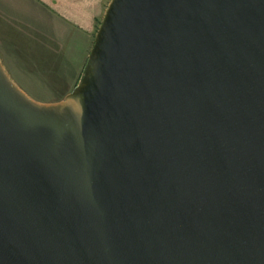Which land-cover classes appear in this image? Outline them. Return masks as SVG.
I'll return each instance as SVG.
<instances>
[{
  "label": "water",
  "instance_id": "water-1",
  "mask_svg": "<svg viewBox=\"0 0 264 264\" xmlns=\"http://www.w3.org/2000/svg\"><path fill=\"white\" fill-rule=\"evenodd\" d=\"M0 264H264V0H111L57 102L0 59Z\"/></svg>",
  "mask_w": 264,
  "mask_h": 264
},
{
  "label": "crops",
  "instance_id": "crops-1",
  "mask_svg": "<svg viewBox=\"0 0 264 264\" xmlns=\"http://www.w3.org/2000/svg\"><path fill=\"white\" fill-rule=\"evenodd\" d=\"M110 1L0 0V33L12 59L28 53L37 62L50 61L56 69L63 63L72 64V70L75 64L82 68Z\"/></svg>",
  "mask_w": 264,
  "mask_h": 264
},
{
  "label": "rangeland",
  "instance_id": "rangeland-1",
  "mask_svg": "<svg viewBox=\"0 0 264 264\" xmlns=\"http://www.w3.org/2000/svg\"><path fill=\"white\" fill-rule=\"evenodd\" d=\"M9 50L6 40L0 33V59H2L4 66L7 67L12 79L31 98L38 102L51 103L60 101L80 82L84 69L83 66L81 68V64H75L72 70V64L63 63V67L56 69L50 61L47 62L42 58L40 59L41 61L37 62L28 53L17 55L16 58L13 57L12 59L11 51L9 52ZM52 67L57 73L52 71ZM63 70L66 73H58V71L61 72ZM71 74L73 78L69 77Z\"/></svg>",
  "mask_w": 264,
  "mask_h": 264
}]
</instances>
